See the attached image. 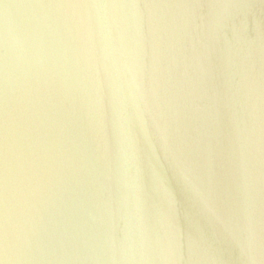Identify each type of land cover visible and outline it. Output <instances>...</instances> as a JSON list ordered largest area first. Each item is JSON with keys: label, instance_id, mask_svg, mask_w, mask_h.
Returning <instances> with one entry per match:
<instances>
[{"label": "water", "instance_id": "1", "mask_svg": "<svg viewBox=\"0 0 264 264\" xmlns=\"http://www.w3.org/2000/svg\"><path fill=\"white\" fill-rule=\"evenodd\" d=\"M0 264H264V0H0Z\"/></svg>", "mask_w": 264, "mask_h": 264}]
</instances>
